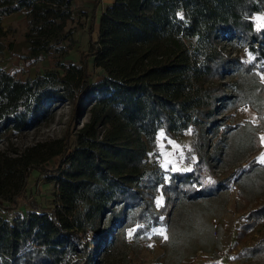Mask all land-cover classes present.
<instances>
[{
  "label": "trees",
  "instance_id": "1",
  "mask_svg": "<svg viewBox=\"0 0 264 264\" xmlns=\"http://www.w3.org/2000/svg\"><path fill=\"white\" fill-rule=\"evenodd\" d=\"M73 2L0 0V57L8 48L2 20L22 9L30 55L64 52V41L73 34L68 26L76 14ZM261 12L264 0H113L100 12L98 38L80 64L25 79L0 67V136L28 129L35 117L46 110L52 114L62 101L70 102L75 114L90 115L62 138L17 154L0 150V193H14L6 196L8 202L0 201V264H60L66 251L76 250L74 237L83 250L77 263L94 264L100 250L89 241L97 244L127 210L150 224V198L159 184L168 193V212L181 189L193 199L223 189L209 164V134L219 123L218 105L228 99L224 76L234 62L247 73L264 72V26L254 20ZM223 40L232 48L246 46L253 60L226 55ZM91 56L101 72L92 73ZM255 93L250 105L258 122L252 124V139L260 147L264 82ZM189 129L199 158L190 171L175 172L164 184L146 165L148 150L156 146L160 130L177 136ZM34 168L57 181L59 201L26 202L22 208L18 197ZM245 217L240 240L264 222V202ZM240 256L243 264H264V235Z\"/></svg>",
  "mask_w": 264,
  "mask_h": 264
},
{
  "label": "rangeland",
  "instance_id": "2",
  "mask_svg": "<svg viewBox=\"0 0 264 264\" xmlns=\"http://www.w3.org/2000/svg\"><path fill=\"white\" fill-rule=\"evenodd\" d=\"M73 7L76 14L68 24L73 34L71 39L64 41V52L53 50L38 57L31 56L27 48L25 32L28 21L25 11L5 17L3 23L7 30L5 40L8 48L0 57V67L25 79L46 70L63 71L64 65L80 64L89 53L91 41L98 38V15L106 4L102 0L99 3L97 0H74ZM262 16L264 12L254 16L259 27L264 26V21L256 18ZM221 46L228 56L237 53L241 60H253L250 49L241 43L232 48L229 42L223 40ZM93 59L92 56L88 58L92 73L101 72L94 66ZM224 78L225 82H229V95L218 105L219 123L209 134L207 155L212 171L226 186L217 194L198 199L189 198L181 189L172 210L168 212L165 210L168 193L159 184L150 198L153 212L150 224L138 220L134 211L127 210L97 244V240L89 241V245L100 250L93 258L94 264H243L245 258L240 256V252L258 236L264 235V222L241 240L237 235L246 214L264 202V163L260 161L264 147H256L252 139V124L258 122V118L256 110L250 105L257 97L255 89L264 82V72L255 70L247 73L236 61ZM89 116V113L81 111L75 114L72 104L62 101L54 105L52 114L46 110L43 116L35 117L28 129L21 132L10 129L1 134L0 150L17 154L41 142L49 143L65 136L69 128L74 131L83 125ZM161 131L181 146L183 160L177 156L175 162L180 170L162 168V158L156 146L148 150L145 162L150 170L162 176L164 184H169L175 172L192 169L199 154L192 129L177 136L168 135L164 130L158 134ZM29 174L24 192L18 197L20 207L24 208L26 202L51 206L59 201V187L55 179L44 175L39 168L32 169ZM177 185L180 186V183ZM12 194V191L0 193V201L8 202L5 198ZM161 198L162 203L158 205L157 201ZM12 213L5 214L10 216ZM138 225L142 227L138 228ZM132 229L135 231L129 236ZM159 229H163V235L156 231ZM74 241L76 250L73 253L66 251L60 264H78L83 256L82 243L77 237Z\"/></svg>",
  "mask_w": 264,
  "mask_h": 264
},
{
  "label": "snow or ice",
  "instance_id": "3",
  "mask_svg": "<svg viewBox=\"0 0 264 264\" xmlns=\"http://www.w3.org/2000/svg\"><path fill=\"white\" fill-rule=\"evenodd\" d=\"M182 18V17H181ZM258 21H264V16L262 17H257L256 18ZM260 25H258L259 27ZM262 142H264V137H261ZM166 142V143H165ZM167 145V146H166ZM169 146L170 149L169 150ZM157 150H158V155L162 158V163L161 167L164 168L165 170L168 171H179L180 169L176 167V158L179 156V159L182 161L183 160V151L181 149V146L178 145L175 141L170 140L167 138L166 134L161 131L158 134L157 137ZM260 161L264 163V154L260 157ZM169 165H171V168H169ZM185 171H190L191 169H184ZM158 205L162 203V198L161 200L157 201ZM142 227L140 225L137 226ZM135 231V229L129 230L128 235L131 236L132 233ZM159 234L163 235V229L156 230ZM167 237L165 236V239Z\"/></svg>",
  "mask_w": 264,
  "mask_h": 264
},
{
  "label": "crops",
  "instance_id": "4",
  "mask_svg": "<svg viewBox=\"0 0 264 264\" xmlns=\"http://www.w3.org/2000/svg\"><path fill=\"white\" fill-rule=\"evenodd\" d=\"M112 1H113V0H105V1L103 2V0H102V3H103V4H106V6H107L109 3H112ZM104 9H105V7H104L102 10H104ZM22 10L25 11V16H26V10H25V9H22ZM22 10H19L18 12H21ZM102 10H101V11H102ZM14 13H17V12H13V13H11V14H14ZM11 14H9V15H11ZM9 15H6L5 17H7V16H9ZM99 16H100V13H99L98 17H99ZM5 17H4L3 20H2V24H3V25H4L3 22H4ZM98 24H99V18H98ZM4 26H5V25H4ZM4 28H5V27H4ZM5 29H6V28H5ZM98 29H99V26H98ZM99 30H100V29H99ZM97 37H98V31H97ZM94 40H96V39H94ZM261 137H264V130L260 132V138H261ZM261 144H262L261 146L264 147V142H262V140H261ZM261 146H260V147H261Z\"/></svg>",
  "mask_w": 264,
  "mask_h": 264
}]
</instances>
